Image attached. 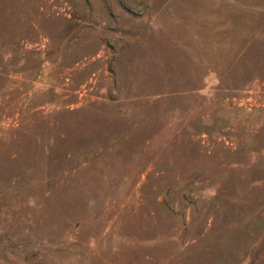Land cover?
Segmentation results:
<instances>
[{"label": "rangeland", "instance_id": "374dc122", "mask_svg": "<svg viewBox=\"0 0 264 264\" xmlns=\"http://www.w3.org/2000/svg\"><path fill=\"white\" fill-rule=\"evenodd\" d=\"M0 264H264V0H0Z\"/></svg>", "mask_w": 264, "mask_h": 264}]
</instances>
